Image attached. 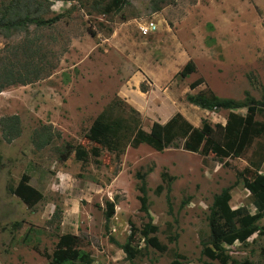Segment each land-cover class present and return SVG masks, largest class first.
I'll return each mask as SVG.
<instances>
[{
    "label": "rangeland",
    "instance_id": "374dc122",
    "mask_svg": "<svg viewBox=\"0 0 264 264\" xmlns=\"http://www.w3.org/2000/svg\"><path fill=\"white\" fill-rule=\"evenodd\" d=\"M8 1L0 0V6ZM60 13L51 26L30 25L26 32L0 35V57L6 63H13L17 46L29 40L38 49L35 62L41 55L36 64L43 68L37 79L0 91V119L16 116L19 129L9 139L0 125V264H49L47 256L62 233L77 237L91 264H129L118 245L130 224L137 230L146 221L138 209L136 172L144 175L147 212L166 250L144 247L135 233V262L218 264L200 253L199 240L208 233V206L215 193L229 187L232 209L255 211L248 191L235 178L255 142L238 157L220 161L184 150L181 144L160 151L144 143L126 145L115 156L89 143L84 133L114 99L122 103L117 115L126 117L134 109L144 131L152 121L165 124L175 114L179 117L170 128L173 133L176 125L187 130L201 126V120L222 125L229 111L243 115L244 107L209 111L189 104L184 96L207 89L238 102L246 93L261 99L264 0H127L118 12L108 14L56 0L45 16ZM146 20L156 30L144 35L138 25ZM187 60L194 70L180 77L177 72ZM198 77L202 82L188 88ZM46 136L48 142L39 145ZM65 144L95 146L98 155L78 161L71 152L60 160ZM259 171L264 174V159ZM164 172L171 177L168 192ZM19 180L41 194L31 206L9 191ZM106 201L113 203L108 233L103 229ZM258 225L263 232L245 242L223 244L231 260L264 264V216Z\"/></svg>",
    "mask_w": 264,
    "mask_h": 264
},
{
    "label": "trees",
    "instance_id": "16d2710c",
    "mask_svg": "<svg viewBox=\"0 0 264 264\" xmlns=\"http://www.w3.org/2000/svg\"><path fill=\"white\" fill-rule=\"evenodd\" d=\"M53 1L56 0H9L6 5H1L0 35L5 36L11 31L26 32L30 25L35 28L51 26L62 17V13L45 16L48 5ZM61 1H75L82 7L92 9L97 14L118 12L127 2V0ZM157 9L158 5L155 4L153 10ZM89 33L93 35L92 31ZM36 48L29 40L17 46L12 58L14 62L22 59L21 63L11 62L8 64L3 57H0V91L5 86L25 84L40 76L43 68L38 66L36 62L42 56L38 54L39 59L35 62L34 57L38 50ZM193 70L194 64L191 60H187L177 74L180 77H185ZM201 82L202 79L198 77L188 83V88L192 89ZM184 99L189 104L209 111L233 110L244 107L245 113L241 115L229 111L225 123L222 125L220 123L210 125L204 120H201V126L189 127L187 130L176 125L173 133L170 132V128L173 127L179 117L178 114H175L165 124L152 121L148 131H144L134 109L129 108L130 112L126 117L117 115L116 111L122 103L118 99H114L94 117L84 133V138L89 143L112 152L115 156L120 154L126 145L136 146L144 143L160 151L167 147L177 148L181 144V148L184 150L199 152L202 156L211 154L218 161L221 158L238 157L252 142H255L247 165L241 170L235 171V178L248 191L255 211L251 213L243 207L232 209L228 204L230 188L222 187L212 196L208 206L207 236L199 240L200 253L210 260H216L218 264H253L247 259L231 260L226 254L223 244L230 245L235 241L245 242L252 234L263 232V229L258 225V220L264 216V174L259 171L260 164L264 159V91L261 93L260 100H256L246 93L242 102L232 98L218 97L207 89L195 94H185ZM255 115H259L263 120H257ZM0 125L9 139L18 136L19 129L16 116L0 119ZM48 138L47 136L44 137L39 145L46 144ZM177 139H182L181 143L177 142ZM71 152L78 161H83L88 154L98 155L95 146L83 149L65 144L63 151L59 153V159L64 160ZM135 176L138 179V209L143 213L146 221L137 230L130 224V230L125 241L118 245L129 264H137L135 257L139 253V249L136 244L132 245L135 233L140 235L144 247L150 246L159 252L166 250V245L158 241L155 235L156 226L151 222L147 212L144 175L136 172ZM161 178L162 181L165 180L166 192H168V179L171 177L164 172ZM9 191L27 206H31L41 197L40 192L24 180H19L15 186L9 188ZM166 200H168L167 193ZM112 214L113 203L106 201L103 212V229L106 233L109 232L108 222ZM108 239L115 243L110 235ZM47 259L49 264H91L89 253L78 247L77 237L70 233H62L57 237ZM172 264L179 263L174 260Z\"/></svg>",
    "mask_w": 264,
    "mask_h": 264
},
{
    "label": "built area",
    "instance_id": "2783aa9c",
    "mask_svg": "<svg viewBox=\"0 0 264 264\" xmlns=\"http://www.w3.org/2000/svg\"><path fill=\"white\" fill-rule=\"evenodd\" d=\"M141 34H150L156 30V24L151 20H146L138 25Z\"/></svg>",
    "mask_w": 264,
    "mask_h": 264
}]
</instances>
